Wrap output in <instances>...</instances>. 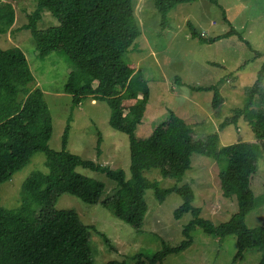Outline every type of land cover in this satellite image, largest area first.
I'll return each mask as SVG.
<instances>
[{
	"label": "trees",
	"instance_id": "1",
	"mask_svg": "<svg viewBox=\"0 0 264 264\" xmlns=\"http://www.w3.org/2000/svg\"><path fill=\"white\" fill-rule=\"evenodd\" d=\"M195 1L153 0V6L165 23L167 14L177 5ZM35 4L34 11L26 15L24 29L33 39L37 57L44 59L53 52L66 57L71 70L63 92L71 96L74 106L86 97L107 105L108 125L128 138L129 178L125 179L122 169L111 170L69 153L68 126L62 135L61 149H49L51 117L43 92L39 88L30 89L34 77L23 52L17 47L0 49V185L24 168L35 153L44 155L47 169L30 173L23 181L17 209L0 207V264H95L89 243L93 228L82 224L74 211L55 210L57 198L68 194L85 204L99 203L115 218L139 230L147 212L144 200L147 190H152L158 203L168 194L176 193L182 202L173 211L174 219L189 213L191 220L183 227V240L177 246L163 244L146 261L137 254L131 264H162L168 255L191 245L190 233L196 228L219 240L235 236L237 249L233 259H242L244 252L257 249L260 252L257 264H264V227L248 228L244 222L256 205L250 182L256 172L258 151L264 155V111L252 109L253 97L259 93L264 78V54L254 53L255 57H261V66L244 105L233 110L229 122L236 127L238 119H244L251 127L253 139L222 147L216 134L193 139L191 128L172 111L148 137L137 138L134 134L145 112L149 88L135 65L125 61L140 34L132 0H35ZM43 12H48L59 25L37 30ZM13 24L12 5L0 0V36ZM187 27L190 38L201 44H212L221 37L236 34L249 46L233 29L222 36L207 38L190 23ZM195 90L212 91L213 108L221 100L216 86ZM99 145L98 133L97 156ZM193 154L218 164L221 196L234 197L237 206L227 222L214 225L201 218L200 210L191 205L193 192L189 186L159 188L144 176L145 172L157 170L162 178L179 182L190 169ZM77 168L104 174L116 189L101 199L104 184L78 173Z\"/></svg>",
	"mask_w": 264,
	"mask_h": 264
},
{
	"label": "rangeland",
	"instance_id": "2",
	"mask_svg": "<svg viewBox=\"0 0 264 264\" xmlns=\"http://www.w3.org/2000/svg\"><path fill=\"white\" fill-rule=\"evenodd\" d=\"M14 9V24L0 36V49L19 48L34 77L30 89L39 88L51 117L49 149H61L62 135L68 126L66 150L83 160L93 161L111 170L122 169L129 178V144L125 134L108 125L109 109L104 102L86 97L74 106L71 96L63 92L70 63L64 55L49 54L37 57L33 39L28 30L26 15L31 14L35 0H1ZM133 15L140 34L125 55V61L135 65L146 80L149 99L135 137L146 138L162 123L170 111L181 118L192 130L193 139H204L216 134L220 147L235 142L249 141L254 135L247 122L239 118L236 127L229 124L235 109L241 108L261 66L264 54V0H197L179 4L162 23L153 0H132ZM187 23L207 38L219 37L230 29L239 33L221 37L212 44H201L190 38ZM59 22L48 12L41 14L37 30L57 27ZM216 86L221 100L212 107V91L195 90ZM252 109L264 111V78L259 93H255ZM97 129V130H96ZM100 136V153L96 142ZM262 153L258 151V156ZM257 156L256 172L250 188L256 205L244 219L248 228L264 227V155ZM190 169L181 181L162 178L157 170L144 176L159 188L187 185L193 192L191 205L200 210V217L214 225L227 222L236 212L234 197L221 196L218 164L198 154L191 155ZM45 157L35 153L30 162L0 185V207L15 210L20 204L23 181L35 171L46 172ZM82 175L104 184L101 199L116 189L114 182L104 174L77 168ZM147 212L139 230L115 218L99 203L89 205L68 194L55 201V210L77 213L82 224L90 229L89 243L95 264L109 261L133 262L139 254L146 261L163 244L177 246L183 236V227L191 220L189 213L174 219L173 211L182 200L176 193L168 194L158 203L152 190L145 191ZM191 245L182 252L168 255L162 264H257L260 252L247 250L242 259H233L236 252L235 236L223 240L204 234L199 228L191 233Z\"/></svg>",
	"mask_w": 264,
	"mask_h": 264
}]
</instances>
